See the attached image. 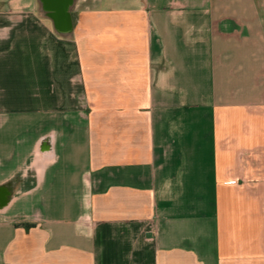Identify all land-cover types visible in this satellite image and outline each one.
Wrapping results in <instances>:
<instances>
[{"label":"crops","instance_id":"0c3cea01","mask_svg":"<svg viewBox=\"0 0 264 264\" xmlns=\"http://www.w3.org/2000/svg\"><path fill=\"white\" fill-rule=\"evenodd\" d=\"M225 5L0 0V264H264V65Z\"/></svg>","mask_w":264,"mask_h":264},{"label":"rangeland","instance_id":"374dc122","mask_svg":"<svg viewBox=\"0 0 264 264\" xmlns=\"http://www.w3.org/2000/svg\"><path fill=\"white\" fill-rule=\"evenodd\" d=\"M225 1V13L231 16H236L239 18L240 22L238 25H242L244 27L245 33L257 29L255 36L257 40L254 41V45L250 44V47H254L255 50L259 49L260 54V62L258 61V57H255L256 63L264 65V8H260L261 15L258 17L256 22L254 23V18L257 15L256 10L253 5L256 2H259L261 5L264 4V0H223ZM255 2V3H254ZM254 3V4H253ZM221 5V4H220ZM224 6V5H222ZM220 9L218 10V12ZM54 31V30H53ZM52 31V37L48 38L49 46L53 50L54 60L59 61L60 63L72 67L76 63L74 49L70 44V41L64 40L59 37L55 32ZM257 51V50H256ZM253 61V59L251 60ZM248 62V61H247Z\"/></svg>","mask_w":264,"mask_h":264},{"label":"water","instance_id":"95a60500","mask_svg":"<svg viewBox=\"0 0 264 264\" xmlns=\"http://www.w3.org/2000/svg\"><path fill=\"white\" fill-rule=\"evenodd\" d=\"M72 0H41L44 10L54 19L61 28L69 26L68 7Z\"/></svg>","mask_w":264,"mask_h":264}]
</instances>
